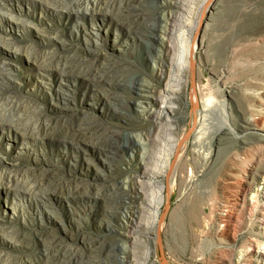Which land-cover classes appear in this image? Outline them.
I'll return each instance as SVG.
<instances>
[{
    "label": "rangeland",
    "instance_id": "rangeland-1",
    "mask_svg": "<svg viewBox=\"0 0 264 264\" xmlns=\"http://www.w3.org/2000/svg\"><path fill=\"white\" fill-rule=\"evenodd\" d=\"M203 1L0 3V264H161L162 250L167 264H264V0H214L176 74L160 27L179 12L195 24ZM149 97L151 116L136 105ZM208 101L234 131L198 146ZM190 130L168 196L162 163ZM157 172L163 248L145 210Z\"/></svg>",
    "mask_w": 264,
    "mask_h": 264
},
{
    "label": "bare ground",
    "instance_id": "bare-ground-1",
    "mask_svg": "<svg viewBox=\"0 0 264 264\" xmlns=\"http://www.w3.org/2000/svg\"><path fill=\"white\" fill-rule=\"evenodd\" d=\"M163 1H165V2L170 1L169 3L172 4L173 3L172 1H174V0H163ZM54 2H57V1H54ZM207 2H208V0H204L203 2H201L197 18H196V20L194 19L195 24H193V22L191 23V20H190L191 16L188 15L189 13L187 14L188 17H186L187 15H184V14H183L184 16H180L181 13L179 12L180 15L171 14L170 16H168V19H167L168 21H167V23H165L166 25L165 26L161 25V27H160L157 40H158L159 44H161L163 46L165 44H167V45L169 44V47L174 52V57L171 60V66L173 69L172 71L176 74H178V73L181 74L184 70H186V69L188 70L189 66H191L190 63L192 61L195 62V60H196V54L198 52L199 41H200V37H201L200 29L202 28V24H203L202 13H203L204 7L207 4ZM0 3L5 8L7 0H0ZM174 5H176V3H174ZM86 6L88 7V5H86ZM82 8H84V7H82ZM82 8H81V10H78L75 13L77 15H80L83 11ZM0 9H2V7ZM89 9H91V8H89ZM172 9H173V7H172ZM183 9H185V8H183ZM176 10H177V8H176ZM90 11H88V12H90ZM171 12H173V11H171ZM189 12H191V11H189ZM192 13L195 14V12H193V11H192ZM191 15H193V14H191ZM195 17H196V14H195ZM176 74L174 75V77H177V76L180 77V75H176ZM170 92H172V91H170ZM164 96H165V94H164ZM152 97L151 98L150 97L145 98L147 100L145 102L146 103L145 105L144 104L142 105V103H141L142 101L136 104L137 107L141 108V110H142L141 112L145 115H149V116L154 115V113H153L154 111L152 110L151 104H152V102H157L158 99L152 98ZM155 97H156V94H155ZM171 98H172V96L171 97L166 96V97H163L162 99H160V97H159V100H161V103H162L161 111H159L160 112L159 115L161 114L162 117L167 118V121L170 117L168 112L169 111L171 112V108H172V107H170L172 105L171 102H173L172 101L173 99L171 100ZM193 99L195 102V97ZM143 101H145V100H143ZM211 104H212V102L208 101V103L204 104L203 105L204 107L199 111V118L197 121L198 127L196 129V136H195V144H197L198 146L200 145V143H202L201 141L208 134H210L212 132V130H214L215 128H217L219 131H222V130H229V131L233 130L234 131V129L232 128L231 121H230V115H229V112L227 110V103L225 101H223L221 103H218L219 104L218 106L216 105L218 107L217 113H216V111H214L216 115L213 114L214 112L212 113V111H210V107L213 105V104L212 105ZM150 107H151V109H150ZM194 135H195V133H194ZM141 143H142V141L141 142L139 141L140 145H141ZM179 144H176V143L173 144L172 145L173 150L172 151L170 150L171 154H169V157H167V159L164 158V159H166V161H164V163H162V170H161L162 171V179H163L164 174H166L167 171H169L168 168L170 165V162H169L170 156L172 154H174L175 149L177 148V146L179 147ZM201 147H203V146H201ZM182 148H183V146H182ZM176 150H178V149H176ZM176 154H175V156H176ZM158 170H160V169H158ZM149 177H150V179L148 181V188H150V191L146 192V196H145L146 208H145V210H149L151 212L152 220L149 223L150 230L147 234L150 238H153V240L159 245L160 243H159L157 236H156V230H157V224H158V221L160 218L159 217V214H160L159 208L162 205H164L166 202V197L164 196V192L166 189H165V185H164L163 181L162 182L160 181L161 179L158 175V172L154 173L152 176H149ZM141 187H143V186H141ZM144 189H145V187H144ZM149 217H150V215H149ZM146 225H147V223H146ZM141 227H142V225H141Z\"/></svg>",
    "mask_w": 264,
    "mask_h": 264
},
{
    "label": "water",
    "instance_id": "water-1",
    "mask_svg": "<svg viewBox=\"0 0 264 264\" xmlns=\"http://www.w3.org/2000/svg\"><path fill=\"white\" fill-rule=\"evenodd\" d=\"M213 2H214V0H208L207 4L205 5L203 13H202V22L207 17V14H208L209 10L211 9ZM191 65L194 66L193 61L191 62ZM191 133H192V130L189 131V133L186 135V137L183 139V141L179 144L178 150H179L180 146L183 145L184 141L187 140V138L191 135ZM172 167H173V164L170 166V168L172 169ZM166 177H167V192H168V196H169L170 195V187L168 184V180L170 177V171H168ZM169 209H170V202L168 200L166 212L160 217L158 224H157V230H156V236H157V239L160 243L161 248H163L162 228H163V224H164L165 220L167 219ZM161 264H167V258L165 256L163 250H162Z\"/></svg>",
    "mask_w": 264,
    "mask_h": 264
}]
</instances>
